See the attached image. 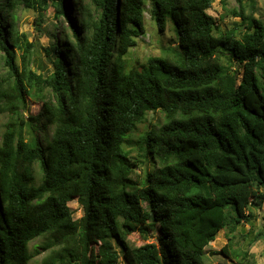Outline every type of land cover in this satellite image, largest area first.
I'll list each match as a JSON object with an SVG mask.
<instances>
[{
	"label": "trees",
	"instance_id": "obj_1",
	"mask_svg": "<svg viewBox=\"0 0 264 264\" xmlns=\"http://www.w3.org/2000/svg\"><path fill=\"white\" fill-rule=\"evenodd\" d=\"M71 1L79 18L45 48L49 71L26 66L21 74L16 10H35L40 22L51 7L57 19L66 12L62 0H0V59L40 85L0 76V114L9 113L0 133V264H28L39 249L47 251L41 264H207L221 230L228 242L213 254L256 264L234 248L232 234L253 226L264 204L257 0H236L229 12L240 20L227 29L209 13L214 0ZM147 2L158 30L171 23L177 42L140 61L130 54L145 33ZM32 46L19 49L31 56ZM28 97L42 104L30 122ZM157 110L165 121L147 127L136 141L141 153L132 155L128 134ZM41 117L42 126L31 122ZM48 125L52 132L39 137ZM75 198L79 218L69 205ZM153 232L156 240L140 246L128 238Z\"/></svg>",
	"mask_w": 264,
	"mask_h": 264
},
{
	"label": "rangeland",
	"instance_id": "obj_2",
	"mask_svg": "<svg viewBox=\"0 0 264 264\" xmlns=\"http://www.w3.org/2000/svg\"><path fill=\"white\" fill-rule=\"evenodd\" d=\"M257 2L258 9L255 12V15L264 21V0H257ZM62 6L66 12L64 17L57 19L55 15V9L51 7L42 22L39 21L38 13L33 9L19 7L16 10V26L19 32V44L22 45V47H17L18 49H16V61L18 64V70L21 74L24 72L26 66L29 67L31 71H34L38 74L46 73L51 68V63L46 55L45 48L49 47L52 43L54 34H56L58 37L60 36L61 38H64L67 34H70L68 25H70V23H77L79 18L78 12L75 9L76 5L71 0H62ZM237 6L238 3L236 0H227L226 5H223L220 0H214L213 7L209 10V13L217 19L221 18L223 20L222 22L220 21L222 28L227 29L232 26V23L235 20H240L239 16H235L229 12L230 9ZM150 7V2H147L144 18L145 33L138 37L137 46L132 48L130 54L132 59L146 61L150 56L165 55V48L173 46L177 42L176 33L171 23H168L165 32L161 33L158 30L154 20L151 18ZM250 10L251 8H248V11ZM25 41L33 45L31 48H33L34 51L31 56H24V50L19 49L25 48ZM0 76L3 82H7L13 86H15V82L18 81L17 79L20 78L22 79V86L24 87L29 88L30 83L36 90L40 87L37 81L31 78L29 75H27V77H18L16 74L12 73L3 59H0ZM41 109L42 104L39 99L28 97L27 104L23 110V114L26 116L27 122H30V119L27 116L39 118ZM8 115L9 113L7 112L0 114V133H2L5 129V124L8 121ZM164 121L165 116L161 110L148 112L146 115V120L138 124L137 128L128 134L125 148L129 149L132 155H139L141 150L136 144V141L147 130V127L150 124H159ZM31 122L35 125L42 126L43 122L46 121L41 117L39 121L32 120ZM47 132H52L51 125H48V127L45 129H39L37 133L38 136L42 138ZM143 170V167L136 168L137 174H143ZM40 175L41 170L37 164V178H40ZM69 205L73 210L74 217L79 218L82 215V208L78 202V199L75 198L74 200L70 201ZM254 214L256 220L253 226L246 223L232 234V236H234L233 246L239 251H248L250 258L254 259L257 262L256 264H262L264 262V238L262 237L261 239L255 240L253 237L256 233L264 232V204L261 209H254ZM251 231L253 233H251L250 236H242V233L249 234ZM156 234V232L151 233L149 239L146 240H144L139 233H133L129 235L128 238L131 243L140 246L147 242L155 241ZM252 238L254 239V242L252 241L253 243H250ZM227 242L228 235L226 230H221L218 233L216 239L212 241L207 247L205 259L207 264H245V262H241L242 256L235 257L234 260L231 261L229 260V257H225L222 254L212 253L219 252ZM41 243L42 238H38L31 243L30 247L31 249H34L36 245H40ZM39 250L40 253L36 254V256L28 264H41L42 258L45 256L47 251H43L42 249ZM120 264L125 263L123 260H121Z\"/></svg>",
	"mask_w": 264,
	"mask_h": 264
}]
</instances>
